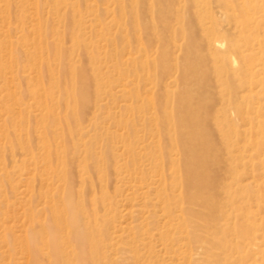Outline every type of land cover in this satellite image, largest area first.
<instances>
[{
    "label": "rangeland",
    "instance_id": "rangeland-1",
    "mask_svg": "<svg viewBox=\"0 0 264 264\" xmlns=\"http://www.w3.org/2000/svg\"><path fill=\"white\" fill-rule=\"evenodd\" d=\"M166 4L178 20L167 32L158 27ZM256 6L252 29L264 44V0ZM219 16L218 0H0V264H264V168L254 159L264 142L263 52H251L240 60L237 76L225 71L219 80L231 97L249 80L256 85L251 97L258 113L251 122L241 121L234 105L227 107L233 121H222L225 131L244 140L234 154L240 182L222 199L232 217L220 213L217 227H204L178 211L188 203L162 201L172 178L160 182L167 169H150L154 144L148 109L159 91L149 88L166 54L184 67L193 38L202 37L208 25L216 31ZM161 37L170 40L164 45ZM200 53L212 71V88L220 91L213 72L222 64L209 61L207 48ZM48 58L61 78L64 66L90 76L91 91L76 79L74 110L64 84L47 89L41 73ZM245 67L249 73L239 76ZM127 131L130 153L117 138ZM113 155L123 167L142 173L118 183L124 191L132 187L127 199L119 197V206L97 214L94 223L82 205L94 193L85 187L83 198L77 193L82 187L64 181L66 161L101 163ZM168 208L174 209L171 216ZM78 234L85 242L82 250ZM96 249L105 256L98 258Z\"/></svg>",
    "mask_w": 264,
    "mask_h": 264
},
{
    "label": "bare ground",
    "instance_id": "bare-ground-1",
    "mask_svg": "<svg viewBox=\"0 0 264 264\" xmlns=\"http://www.w3.org/2000/svg\"><path fill=\"white\" fill-rule=\"evenodd\" d=\"M26 1L29 2L30 0ZM258 1L218 0L220 8L218 29L214 31L208 25L204 28L202 37L193 38L185 54L184 67L176 66L170 62L172 56L168 58L167 55L170 54H166L164 64L159 69L160 72L154 79L153 86L149 88V90L157 88L159 91L156 101H150L148 109L152 123L151 138L154 144V150L150 156V165L152 164L150 169L153 173L158 172L160 168L167 169L160 175L162 178L160 182L172 178L169 189H166L167 197L162 201L169 206H178L180 202L188 203L189 207H180L178 211L186 212L209 229L217 227L220 213H223L226 219H230L234 214V211L230 210L229 204L224 205L222 199L224 196L231 197L233 184L240 182V179L235 175L240 166L237 165L236 159L238 157L234 154L244 148L240 146L244 140L243 138L237 140L224 130L222 121H233V111H228L227 107L234 105L236 108V110L233 109L234 112L237 111L239 119L246 123H250L253 119L251 115L258 113L251 97L256 85L251 80H249V84L245 81L244 85H240L234 93V98L231 97L228 88L219 82L221 73L225 71L230 73L231 70L232 75L237 76L235 69L237 70L240 60H244L251 52L257 50L264 53V44L259 41V34L252 29L253 20L256 19L258 12L256 6ZM172 12L173 7L170 4L161 8L158 27L162 31L167 32L178 23ZM37 23L40 22L37 21ZM215 33H217L216 37L214 36ZM168 37L160 38L163 39V44L170 40ZM203 48L208 50L209 61L213 60L215 64H222L216 67L213 72L218 77L220 91L212 88V71L207 69L208 60L203 53H200ZM175 49L177 50L178 47L175 46ZM45 63L46 69L41 74L46 81L47 89L53 90L56 82L59 85L64 84L65 91L72 99L71 106L73 109H71L74 110L78 100L79 88L76 86V81H78L76 79L79 76L80 85L86 84L91 91L90 76L84 72L77 74L76 69L70 67L66 69L64 66L66 72L61 78L59 72L58 74L54 73L49 58ZM131 67L133 68V66ZM248 73L249 69L245 67L238 74L241 76V74L246 75ZM96 81H98L96 82L97 85L100 86L101 79L96 78ZM70 84H72V88L69 89ZM171 87H176L179 90L177 92L171 91L168 89ZM92 93L95 98L97 92L95 94L92 91ZM216 133L220 137L219 142ZM130 137L131 133L128 131L127 134L117 135L118 142L127 146V153L132 152ZM70 141L72 150L75 151L76 142L72 138ZM89 151L91 150L87 148L86 152ZM119 158V156L113 155L108 162L101 163L92 162L90 158L79 161L76 157L66 161L64 181L72 187H82V190H78L77 193L83 198L87 193L84 191L85 187L88 188V194L94 193L93 197H85L86 201H82L83 210L89 213L95 221L94 223H96L97 214L112 211L119 206L121 200L118 199L119 197L127 199L126 193L131 191L132 187L124 191L118 183L125 179H132L137 171L142 173L140 169H131L128 164L123 167ZM254 159L264 168V142L263 153H257ZM79 173L86 176L78 179ZM177 186H181L182 189L179 191ZM74 196L76 197L75 194ZM94 204H99V206L93 207ZM172 210L174 209L168 208L169 214L166 215L171 216ZM90 224L88 225L90 226ZM115 228L113 234L117 233ZM77 239L79 249H84L85 242L81 239L80 234H78ZM199 249L197 248L196 251L198 252ZM96 253L98 258L105 256V253L100 252V249H96Z\"/></svg>",
    "mask_w": 264,
    "mask_h": 264
}]
</instances>
